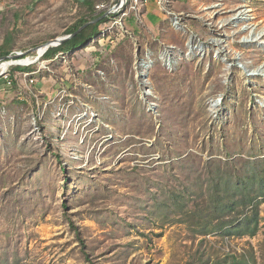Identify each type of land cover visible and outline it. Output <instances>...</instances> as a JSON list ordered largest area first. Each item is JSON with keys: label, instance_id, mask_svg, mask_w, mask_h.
Here are the masks:
<instances>
[{"label": "rangeland", "instance_id": "rangeland-1", "mask_svg": "<svg viewBox=\"0 0 264 264\" xmlns=\"http://www.w3.org/2000/svg\"><path fill=\"white\" fill-rule=\"evenodd\" d=\"M83 1L0 0V47L36 60ZM128 7L80 49L11 63V86L0 57V264H264V194L255 236L193 214L225 166L264 185V0H172L180 27L156 0ZM190 40L202 51L174 71L156 60L147 96L137 61Z\"/></svg>", "mask_w": 264, "mask_h": 264}, {"label": "trees", "instance_id": "trees-1", "mask_svg": "<svg viewBox=\"0 0 264 264\" xmlns=\"http://www.w3.org/2000/svg\"><path fill=\"white\" fill-rule=\"evenodd\" d=\"M82 6L86 8V14L82 15V17L73 24L67 31L68 34H73L76 32L80 27H82L85 23L98 18L103 13H105L104 10L97 11L95 9V3L92 0H84L81 2ZM110 17L105 18L104 20L100 21L99 23L92 24L85 28L82 32H80L78 35H76L74 38L69 40L64 45L56 48L51 49L47 51L45 54H43L42 59H53L58 54H66L70 53L74 50L80 49L84 47L85 45L90 44V42L97 37L101 33V26L107 22H109ZM10 38L6 40V43H4L0 47V57L1 56H8L11 54L10 46L8 45ZM14 61L10 60L8 63L3 64L7 65L9 63H13ZM15 63V62H14ZM21 64H29L28 62L22 61L17 62ZM30 66L28 67H17L20 71H29ZM14 82L13 78H11ZM222 122V121H221ZM58 159H61L60 156H58ZM220 162L215 163V167L220 168L221 165ZM225 166L223 169L224 173L228 175V177L225 178V188L224 190H220L219 187L221 186V180L224 178L223 173H219L217 176V179L219 180L220 184H216V193H214V196L216 197L217 201L212 202L211 205H213L210 209V207H197L194 210V216H198L201 220H212L211 217L215 218L212 220L211 223V230H222L227 228L226 234L227 236H243V235H249V236H255L258 230V206L254 204L256 199L259 196V193L264 194V185L259 186V189H255L254 187V181L251 182V180H245L237 177V175H231L229 174V168ZM65 169V168H64ZM222 170V169H218ZM65 173V170H63ZM237 174V173H236ZM212 175V174H211ZM223 175V176H222ZM235 178H234V177ZM237 177V180H236ZM220 185V186H219ZM245 186L248 187V191L246 192L244 190ZM222 192L223 194H221ZM231 194V195H230ZM223 198V199H220ZM239 200L240 204L237 205V201ZM66 206V205H65ZM252 207V210L250 211L249 215H246L244 219H242L240 222H237L241 219L240 216L245 215V211ZM230 219H229V218ZM224 219H227L225 222ZM210 231V230H206ZM87 259L89 260V257L87 256ZM205 256L202 255L200 258V261L195 264H208L206 262ZM213 264H252L249 260L243 258V260L238 261L236 258L233 259V261L229 262L228 259H220L216 263ZM255 264V262H254Z\"/></svg>", "mask_w": 264, "mask_h": 264}, {"label": "built area", "instance_id": "built-area-1", "mask_svg": "<svg viewBox=\"0 0 264 264\" xmlns=\"http://www.w3.org/2000/svg\"><path fill=\"white\" fill-rule=\"evenodd\" d=\"M171 1L172 0H156L157 5H159L163 13L166 12L169 15V18L173 16L172 18L173 20H171L172 26L180 27L181 26V23H179L180 17L176 15L173 11H170L171 9H169ZM128 5L129 6L132 5L134 6L132 7V9H136L139 5V0H126L125 4L120 10V11H122V9L123 11L125 10L123 14L124 17L129 14L128 12H126V9L129 8ZM201 51L202 50H200L196 45H194V42L190 40V42L187 45V49L185 51H182L181 49L177 48L175 45H163L161 50L159 51L157 59L152 58L150 54L146 55L145 58L139 59L137 61V66H138L137 72H138V77L140 78L141 82H143L141 84L144 88V93L147 96H149V89H150L149 88V85H150L149 74H150V71L154 68L155 64L157 63L156 60H158V62H161V65L165 67L166 69H168L169 71H174L179 67V64L184 58L191 57L195 53H198ZM22 65L31 66L29 64H20V65H13L11 67L22 66ZM11 67L3 71L1 74V77L3 78V80L9 86H11L13 83L11 79L12 78L11 71H10ZM26 75L30 77L33 76L32 74L30 75L29 73H26ZM31 82L33 83L34 80L31 79Z\"/></svg>", "mask_w": 264, "mask_h": 264}, {"label": "water", "instance_id": "water-1", "mask_svg": "<svg viewBox=\"0 0 264 264\" xmlns=\"http://www.w3.org/2000/svg\"><path fill=\"white\" fill-rule=\"evenodd\" d=\"M124 5V0H118L110 9H108L105 13H103L101 16H99L98 18L96 19H93L87 23H85L82 27H80L76 32H74L73 34H68L64 37H59L55 40H52L46 44H43V45H40L38 48H37V52H38V55H39V51L38 49L43 47L45 50H44V53L45 54L47 51L51 50V49H56L62 45H64L65 43H67L69 40H71L72 38H74L76 35H78L80 32H82L85 28H87L88 26L92 25V24H96V23H99L100 21L104 20L105 18L107 17H110L111 15H115L117 14L121 8L123 7ZM22 55H8V56H5L3 59L5 61H7L8 59L14 61V65H20L21 63H17V62H20V60L22 59L21 58ZM39 57V56H38Z\"/></svg>", "mask_w": 264, "mask_h": 264}, {"label": "bare ground", "instance_id": "bare-ground-1", "mask_svg": "<svg viewBox=\"0 0 264 264\" xmlns=\"http://www.w3.org/2000/svg\"><path fill=\"white\" fill-rule=\"evenodd\" d=\"M126 0H124V2H125ZM43 50H44V48L43 47H41V48H39L38 49V51H39V57L37 56V59L36 60H34V61H31V60H24L25 62H30V63H34V62H36L38 59H40V57L42 56V52H43ZM11 63H9V64H7V65H4V66H2L3 68H4V70H6L8 67H9V65H10Z\"/></svg>", "mask_w": 264, "mask_h": 264}, {"label": "crops", "instance_id": "crops-1", "mask_svg": "<svg viewBox=\"0 0 264 264\" xmlns=\"http://www.w3.org/2000/svg\"><path fill=\"white\" fill-rule=\"evenodd\" d=\"M97 9H100V7L98 6Z\"/></svg>", "mask_w": 264, "mask_h": 264}]
</instances>
